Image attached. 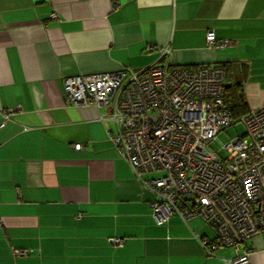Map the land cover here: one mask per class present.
Segmentation results:
<instances>
[{
    "label": "crops",
    "instance_id": "crops-1",
    "mask_svg": "<svg viewBox=\"0 0 264 264\" xmlns=\"http://www.w3.org/2000/svg\"><path fill=\"white\" fill-rule=\"evenodd\" d=\"M168 58L221 64L236 111L264 105V0H0V109L20 105L0 127V264H264V231L206 255L200 216L157 224L109 108L64 101L66 75Z\"/></svg>",
    "mask_w": 264,
    "mask_h": 264
},
{
    "label": "built area",
    "instance_id": "built-area-1",
    "mask_svg": "<svg viewBox=\"0 0 264 264\" xmlns=\"http://www.w3.org/2000/svg\"><path fill=\"white\" fill-rule=\"evenodd\" d=\"M206 40L216 47L233 43L217 39L212 30L206 32ZM167 52L165 47L162 53ZM225 81L221 64L190 68L171 58L138 70L123 66L62 78L65 103L109 108L100 117L115 122L110 140L151 192L155 222L162 224L174 214L184 221L200 216L212 228V238L194 233L206 255L236 248L264 231V105L234 118L225 98ZM19 109L20 105L1 108L0 127ZM237 121L244 125L243 134L223 144L224 154L208 147ZM108 240L121 246L124 238ZM13 253L26 250L13 248ZM248 256L245 248L225 261L247 264Z\"/></svg>",
    "mask_w": 264,
    "mask_h": 264
},
{
    "label": "rangeland",
    "instance_id": "rangeland-1",
    "mask_svg": "<svg viewBox=\"0 0 264 264\" xmlns=\"http://www.w3.org/2000/svg\"><path fill=\"white\" fill-rule=\"evenodd\" d=\"M244 131V125L242 122L237 121L219 132L217 136L212 141L211 145L208 147L213 150H217L219 153L224 154L223 144L228 141V139L235 137L236 135H242Z\"/></svg>",
    "mask_w": 264,
    "mask_h": 264
},
{
    "label": "trees",
    "instance_id": "trees-1",
    "mask_svg": "<svg viewBox=\"0 0 264 264\" xmlns=\"http://www.w3.org/2000/svg\"><path fill=\"white\" fill-rule=\"evenodd\" d=\"M222 66H223V65H222ZM223 67H224V66H223ZM224 90H225V92H226L227 88L224 87ZM225 98H226V100H227L226 93H225ZM227 101H228V100H227ZM228 103H229V101H228ZM229 104H230V103H229ZM230 106H231V110H232V116H233L234 118H238V117L241 116L244 112L247 111V109L242 108V103L239 105V108H241V109H238L237 111H236V109L234 108V105H231V104H230ZM237 106H238V105H237ZM239 110H241V111L238 112Z\"/></svg>",
    "mask_w": 264,
    "mask_h": 264
},
{
    "label": "water",
    "instance_id": "water-1",
    "mask_svg": "<svg viewBox=\"0 0 264 264\" xmlns=\"http://www.w3.org/2000/svg\"><path fill=\"white\" fill-rule=\"evenodd\" d=\"M227 86V84L226 83H224V87H226ZM192 201H193V199L192 198H190Z\"/></svg>",
    "mask_w": 264,
    "mask_h": 264
}]
</instances>
